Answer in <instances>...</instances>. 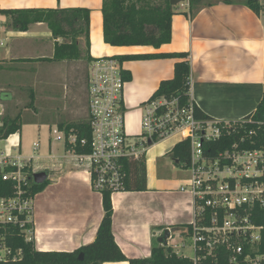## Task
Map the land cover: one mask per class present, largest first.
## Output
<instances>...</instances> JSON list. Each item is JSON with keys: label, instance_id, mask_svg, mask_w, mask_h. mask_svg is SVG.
Wrapping results in <instances>:
<instances>
[{"label": "crops", "instance_id": "0c3cea01", "mask_svg": "<svg viewBox=\"0 0 264 264\" xmlns=\"http://www.w3.org/2000/svg\"><path fill=\"white\" fill-rule=\"evenodd\" d=\"M242 1L234 0L235 4L229 5L205 0L212 6L204 7L191 18L185 14L189 6L188 0H184L186 6H172L176 14L172 19L171 43L155 49L151 46L114 47L104 41V49L98 50L96 46L103 47L100 43L103 40V0H0V12L74 8L91 12L90 50L85 37L80 36L77 39L80 58L57 62L52 59L57 45L64 40H56L48 25L33 24L28 31H19L10 18L0 14V102L15 100L11 79L16 76L20 84L24 80L28 82L30 66H35L31 79L33 89L29 97L36 100V97L43 96L46 99L44 107L56 111L45 115L42 124L49 126L50 130L55 128L63 132L61 126L65 124L89 120V117L87 120L70 119L67 115L73 97L76 98L84 62L88 81L89 69L96 58L188 53L191 94L196 106L211 120L241 121L255 111L264 95V0H259L262 5L259 15ZM95 30H98L96 34ZM180 61L173 58L121 61L125 77H131L125 91L127 131L130 135H141V106L149 101L162 82L174 78L175 65ZM60 82L64 83V90L69 91L66 96L71 101L57 107L54 101L45 96L53 97L57 88L62 87ZM34 104L35 101L33 104L31 102L27 108L31 109ZM134 114L138 116L135 124ZM4 116L15 118L8 114ZM29 122L37 123L35 117ZM20 133L5 141L13 140L14 144L20 142L19 151L22 153V140L17 139ZM61 142L68 155L48 157L54 163L44 171L51 175V181L33 202V242L40 252H74L92 244L105 214L102 194L93 190L89 173L77 163L68 143ZM180 142V136H173L149 148L145 154V191L117 192L112 196L113 235L128 259L151 258L153 246L156 241L160 243L158 239L165 230H173L178 238L188 243L185 228L196 218V203L190 193H183L179 189L190 175L166 181L158 178L155 167L157 156H169L173 147Z\"/></svg>", "mask_w": 264, "mask_h": 264}, {"label": "built area", "instance_id": "2783aa9c", "mask_svg": "<svg viewBox=\"0 0 264 264\" xmlns=\"http://www.w3.org/2000/svg\"><path fill=\"white\" fill-rule=\"evenodd\" d=\"M124 73L123 62L113 56L96 58L89 69L88 115L92 137L90 143L80 140V145H89L92 153L74 151V158L89 173L93 190L100 194L110 191L112 196L125 192L122 160L140 158L152 145L180 136L182 141L190 142L192 175L179 190L190 193L196 203V218L188 236L194 251L193 264H264V255H259L257 248L264 227L249 219L251 208L258 203L264 205V183L260 182L264 175V152L235 150L216 156L208 154L205 144L222 137L220 125L239 121L198 120L193 104L182 106L178 98L149 99L141 106V135H130L125 95L128 80ZM189 85L191 94V78ZM2 118L0 112V127ZM54 134L57 142L64 141L72 147L79 143L73 131L67 136L55 129ZM19 148L18 155L12 153L11 147L0 153V176L5 182H13L17 189L16 196L0 198V228L7 224L19 226L31 242L35 231L34 198L28 195L32 176L28 168L35 159L22 155ZM207 210L211 211L208 218ZM171 239L172 235L167 246L179 255L180 246L170 245ZM3 240L0 233V262L20 260L22 251L14 252ZM182 244L186 248L185 240Z\"/></svg>", "mask_w": 264, "mask_h": 264}, {"label": "trees", "instance_id": "16d2710c", "mask_svg": "<svg viewBox=\"0 0 264 264\" xmlns=\"http://www.w3.org/2000/svg\"><path fill=\"white\" fill-rule=\"evenodd\" d=\"M224 2L229 5L235 4L234 0H213V3ZM243 4L255 14L259 15L262 5L259 0H243ZM189 7L186 15L193 18L204 7L212 6L205 0H188ZM102 23L103 41L109 46L126 47H154L159 49L172 41V19L176 14L173 11L170 0H103L102 2ZM3 14L11 19L12 25L19 31H28L33 24L45 23L50 28L53 37L57 40L62 38V44H58L55 56L52 61H65L79 59L81 52L77 39L85 37L88 51L90 50V17L91 12L87 9H19L1 10ZM188 53H169L166 55H130L117 56L121 61L148 60L155 58L179 59L174 69V78L161 83L159 88L150 98H178L182 106H194L195 116L198 120H211L209 116L202 112L192 101L190 94V74L191 63ZM95 60V59H94ZM130 81L131 77H126ZM35 99L32 98V104ZM21 115L16 118L5 116L0 127V140L5 141L12 135L18 134L21 129ZM30 121V120H29ZM222 137L219 140L205 144L206 152L213 156L226 151H263L264 152V95L255 111L241 119L239 122H230V125H220ZM63 132L69 136L70 132L78 135L79 143L71 150L77 154L92 153L91 147L81 146L80 140H87L90 143L92 133L90 132V122L79 121L77 123L65 124L61 126ZM173 163L184 170H188L190 159V142L182 141L173 147L171 152ZM122 168L125 172V192L145 191L147 189V168L145 155L140 158L122 160ZM33 166L28 170L32 173L28 195L35 198L44 191L50 183L47 179L42 185H36L32 171ZM264 183V175L260 182ZM17 189L11 181H3L0 176V198H10L16 196ZM102 204L104 205V217L95 240L92 244L81 247L74 252H40L36 249L33 241L29 242L19 226L7 224L0 228V233L4 236V243L14 252L22 251V257L18 261L0 262V264H105L128 262L129 264H193L192 258L177 255L173 249L167 245L156 243L153 246L152 256L149 259H128L122 252L113 235L112 218L114 208L112 205V192L102 193ZM211 211L207 210L208 218ZM249 219L257 226L264 227V205L258 203L249 210ZM198 220V219H197ZM192 226H187L186 235L192 233ZM164 233V232H163ZM163 233L160 235L163 236ZM261 242L258 245V254L264 255V228L261 233ZM249 250V249H247ZM81 253L84 260L79 261Z\"/></svg>", "mask_w": 264, "mask_h": 264}, {"label": "rangeland", "instance_id": "374dc122", "mask_svg": "<svg viewBox=\"0 0 264 264\" xmlns=\"http://www.w3.org/2000/svg\"><path fill=\"white\" fill-rule=\"evenodd\" d=\"M98 30H95V34ZM97 40L98 36L95 35ZM96 38H94V41L96 42ZM102 46H96L98 50L104 49V41H100ZM96 44V43H95ZM97 45V44H96ZM124 56V55H120ZM83 66V73L80 76V81L78 83L77 91H76V98L73 97V103L71 108H68L67 115L70 119H81V120H87L89 117L88 115V109H89V96H88V81L85 78L86 75V63L84 62L82 64ZM35 66H30V76L28 82L24 80L21 84L16 79V76H13L12 80V94L15 98L13 101H8L7 103L0 102V112L4 115H11L13 117H18V115H21V133L20 136H18L19 141H21V145L23 148L22 155L25 157H33L35 160L37 159L36 163L33 164V171H37V173H40L44 170H48L49 166L54 163L50 159H48L49 156H55L60 157L64 155H68L67 152H65L64 145L61 141L56 142L55 138L57 137L54 134V129L50 130V127L47 125L42 124V119L47 115L48 113L54 114L55 109H49L45 108V104L47 103L46 99L43 98V96L36 97L34 106L29 109L27 108L28 104L32 102V98H30L31 90L33 89V83L32 78L34 77L35 73ZM62 87H58L56 92L54 93L53 97L45 96L47 99L52 100L56 103V106L58 107L63 102H70V98L67 97L69 91H65L63 88V82H60ZM72 93V91H70ZM52 95V93H51ZM50 95V96H51ZM68 101V102H67ZM70 105V104H69ZM63 107V106H62ZM28 109V110H26ZM36 118L37 123L31 124L29 120L31 118ZM2 118V119H3ZM136 118H138L137 114L133 115V123L135 124ZM127 119V117H126ZM131 121V118H130ZM129 122V121H128ZM130 124V123H129ZM133 132H135L132 129ZM17 139H14L15 142ZM7 142V141H0V151L6 150L8 147H11L12 153L14 155H18L17 150L20 147V142L16 143V146H13L14 143ZM35 144L37 145V149H34ZM159 151V150H158ZM155 167L157 170V176L159 179L170 181V179H177L181 178L183 176L192 175L191 169L184 170L181 167H178L173 164L172 156L169 154V156H157V162L155 163ZM51 181V175L49 176V182ZM171 235L172 238L170 245L173 246L179 245V255H183L186 258H193L194 251L193 248L190 246L191 240H188V243L186 242V248H182V240L178 238L175 232H172ZM158 243V241H157Z\"/></svg>", "mask_w": 264, "mask_h": 264}, {"label": "water", "instance_id": "95a60500", "mask_svg": "<svg viewBox=\"0 0 264 264\" xmlns=\"http://www.w3.org/2000/svg\"><path fill=\"white\" fill-rule=\"evenodd\" d=\"M184 0H170V3L172 4V6H177L179 4H182ZM48 172L46 171H42L40 173H36L33 176V181L36 185H42V183H44L47 179H48ZM171 236V232L170 230H165L163 233V236L159 237V242L161 244H163L164 246L168 245V239ZM84 260V254L81 253V255L79 256V261H83Z\"/></svg>", "mask_w": 264, "mask_h": 264}]
</instances>
